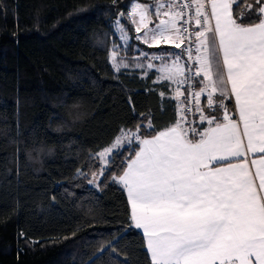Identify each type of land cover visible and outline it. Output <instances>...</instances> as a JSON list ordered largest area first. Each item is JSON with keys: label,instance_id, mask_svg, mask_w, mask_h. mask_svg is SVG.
I'll list each match as a JSON object with an SVG mask.
<instances>
[{"label": "snow or ice", "instance_id": "6c2138e0", "mask_svg": "<svg viewBox=\"0 0 264 264\" xmlns=\"http://www.w3.org/2000/svg\"><path fill=\"white\" fill-rule=\"evenodd\" d=\"M253 2L258 5L254 12L239 0H130L129 13H117L135 25L136 33H144L134 39L150 48L188 45L181 53L139 49L142 56L160 61V79L173 85L168 99L178 102V118L160 130L149 110L134 129L121 127L110 145L89 152V169L97 168L90 171L91 179L89 173L76 174L99 191L109 184L126 190L129 227L146 238L149 264H264V156L247 159L248 153L264 154V0ZM234 4L245 12L234 14ZM193 23L199 30L189 31ZM114 24L127 45L128 31L120 19ZM184 55L198 67L186 69ZM127 59L118 58L114 48L115 73L129 68ZM205 95L207 111L200 104ZM193 101L199 115L190 119ZM123 239L113 233L107 243L100 241L92 264H119L112 258V241Z\"/></svg>", "mask_w": 264, "mask_h": 264}, {"label": "trees", "instance_id": "16d2710c", "mask_svg": "<svg viewBox=\"0 0 264 264\" xmlns=\"http://www.w3.org/2000/svg\"><path fill=\"white\" fill-rule=\"evenodd\" d=\"M239 2L253 12L258 7ZM129 4L0 0V264H92L99 242L113 233L124 237L112 241L114 260L149 264L145 237L129 227L126 190L109 184L99 191L87 182L97 170L89 169V152L109 145L121 127L134 129L149 110L160 130L178 118V102L168 99L171 83L155 73L114 72L110 52L120 42L114 21L133 31L117 16ZM233 11L245 8L234 4Z\"/></svg>", "mask_w": 264, "mask_h": 264}, {"label": "crops", "instance_id": "0c3cea01", "mask_svg": "<svg viewBox=\"0 0 264 264\" xmlns=\"http://www.w3.org/2000/svg\"><path fill=\"white\" fill-rule=\"evenodd\" d=\"M134 2H139L137 0H134ZM130 9L128 10V13H129ZM156 17L155 16H152V20L155 22L156 21ZM133 31H128L129 35H130V40L129 42L127 43V45H124L120 39V42L118 44H116L114 46L115 49L118 50V58L120 56H126L128 57V59L126 60V62H128L129 64V68L130 70H133V71H136L138 73H140V75L142 76H146L148 75L149 73H155L156 75V80L160 81V75H159V65H160V61H152L150 59V57H144L140 54L139 52V49H143L145 52L149 53V54H159L161 52V50H166V51H169V52H175V53H181L182 52V47L177 49V48H174V46H172L171 44H162L160 48H150L148 47V45H145L143 44L142 42L138 41V40H135L134 37L137 36V35H140L142 36L144 33L143 32H140V33H136L135 32V25H133ZM150 27H152L153 25L150 24L149 25ZM196 30H199L197 28V26H195V31ZM132 45H135L136 46V51H132ZM121 46H124V47H121ZM113 48V49H114ZM124 53H128L127 55H125ZM197 55L196 51L194 53V57ZM181 61L183 63L184 62V56L181 57ZM136 63H142L145 65L144 68H135L134 65ZM148 63H153L154 65H156L157 67H154L152 69H148L146 67V65ZM186 67V65H185ZM194 67H198V64L197 62L194 60ZM187 69V68H186ZM170 83V82H169ZM172 85V84H171ZM184 87L187 88V85H185ZM172 88H173V85H172ZM198 90V89H197ZM172 95H173V91H172ZM188 95V93H187ZM183 99V97H182ZM205 100H206V95L205 96H202L201 99H200V104L202 107L205 106ZM230 101V100H229ZM232 102V101H231ZM228 103V101H227ZM233 103V102H232ZM234 112H235V109H234ZM194 114H195V110H194ZM199 114V113H198ZM233 118V117H232ZM195 119V118H194ZM233 119H238V117L235 115V117ZM245 139V143H246V138ZM260 156H264V154L262 153H255V154H252V153H248L247 154V159H249V161H251V159L253 158H258ZM250 167L252 168V170L254 171V166H251ZM141 231V230H140ZM146 239V238H145Z\"/></svg>", "mask_w": 264, "mask_h": 264}, {"label": "built area", "instance_id": "2783aa9c", "mask_svg": "<svg viewBox=\"0 0 264 264\" xmlns=\"http://www.w3.org/2000/svg\"><path fill=\"white\" fill-rule=\"evenodd\" d=\"M181 23H183V21H181ZM188 27H189V31H192V32L195 31V24H194V23L191 24V25H189ZM187 46H188V45H187V41H186L185 45H182V51H183L184 47H187ZM192 47H193V57H194V53H195V42H194V37H193V44H192ZM184 62H185V65H186V68H187V69H188V68H190V69H195V67H194V59H193L192 61H189L188 58H187V56L184 55ZM189 75H190V73H189ZM187 87H188V86H187ZM193 90H197V89H193ZM194 105H195V101H193V112L188 113L190 119H194Z\"/></svg>", "mask_w": 264, "mask_h": 264}, {"label": "rangeland", "instance_id": "374dc122", "mask_svg": "<svg viewBox=\"0 0 264 264\" xmlns=\"http://www.w3.org/2000/svg\"><path fill=\"white\" fill-rule=\"evenodd\" d=\"M128 35H129V33H128ZM129 37H130V35H129ZM129 40H130V39H129ZM129 40H128V42H129ZM121 41H122V43L125 45V42H124L122 39H121ZM128 42H127V43H128ZM113 50H114V49H112L111 52H110V60H111V53H112ZM111 63H112V62H111ZM127 63H128V62H127ZM188 116H189V115H188ZM189 118H190V117H189ZM110 144H111V143H110ZM110 144H109V145H110Z\"/></svg>", "mask_w": 264, "mask_h": 264}]
</instances>
